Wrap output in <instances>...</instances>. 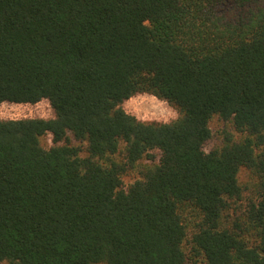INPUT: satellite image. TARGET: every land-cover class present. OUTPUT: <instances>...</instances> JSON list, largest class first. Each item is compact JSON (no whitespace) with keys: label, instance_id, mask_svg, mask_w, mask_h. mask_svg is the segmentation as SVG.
Segmentation results:
<instances>
[{"label":"trees","instance_id":"trees-1","mask_svg":"<svg viewBox=\"0 0 264 264\" xmlns=\"http://www.w3.org/2000/svg\"><path fill=\"white\" fill-rule=\"evenodd\" d=\"M47 98L0 118V264H264V0H0V103Z\"/></svg>","mask_w":264,"mask_h":264},{"label":"rangeland","instance_id":"rangeland-1","mask_svg":"<svg viewBox=\"0 0 264 264\" xmlns=\"http://www.w3.org/2000/svg\"><path fill=\"white\" fill-rule=\"evenodd\" d=\"M123 107L127 112L137 116L144 121H160L170 122L179 116L178 110L166 100L157 97L152 93H138L123 103ZM55 116L54 109L48 98L37 103H0V118L20 119V118H53ZM213 137L206 146L209 150L216 144L220 143L221 136L224 130L235 132L232 124L215 116L211 121ZM238 136L240 133L235 132ZM44 146H51V138L46 135L42 138ZM144 162H146L144 160ZM139 178L137 172H133L125 177V182L131 183ZM242 181L248 179V171L243 169L240 175Z\"/></svg>","mask_w":264,"mask_h":264},{"label":"built area","instance_id":"built-area-1","mask_svg":"<svg viewBox=\"0 0 264 264\" xmlns=\"http://www.w3.org/2000/svg\"><path fill=\"white\" fill-rule=\"evenodd\" d=\"M12 103H15V102H12Z\"/></svg>","mask_w":264,"mask_h":264}]
</instances>
